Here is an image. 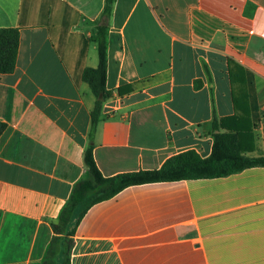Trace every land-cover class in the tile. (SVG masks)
I'll return each instance as SVG.
<instances>
[{"label":"crops","instance_id":"1","mask_svg":"<svg viewBox=\"0 0 264 264\" xmlns=\"http://www.w3.org/2000/svg\"><path fill=\"white\" fill-rule=\"evenodd\" d=\"M0 0L20 30L16 69L0 74V264H42L52 224L86 176L108 25L107 88L94 139L104 177L208 158L238 127L264 156V0ZM225 123L213 129L215 119ZM71 264H264V167L129 187L78 224Z\"/></svg>","mask_w":264,"mask_h":264},{"label":"trees","instance_id":"2","mask_svg":"<svg viewBox=\"0 0 264 264\" xmlns=\"http://www.w3.org/2000/svg\"><path fill=\"white\" fill-rule=\"evenodd\" d=\"M115 0H107L104 8V20L113 11ZM108 25L104 21L96 27L92 42L97 46L99 64L96 68L87 67L83 73L86 82L95 96V106L91 113L90 143L84 153L86 176L75 186L73 193L61 210L57 221L52 224L54 236L42 264H71L74 235L80 221L94 205L111 199L123 190L139 185L170 183L183 180L214 179L232 175L248 168L264 167V156L246 155L247 147L243 143L238 127L229 128V132L216 133L213 152L203 158L196 151L189 150L169 158L160 169L136 171L104 177L94 156V139L98 124L102 118L103 105L112 96L107 88L108 72ZM20 48V30L18 28H0V74H10L16 69ZM225 119L213 122L214 131ZM0 123V135L4 131Z\"/></svg>","mask_w":264,"mask_h":264}]
</instances>
